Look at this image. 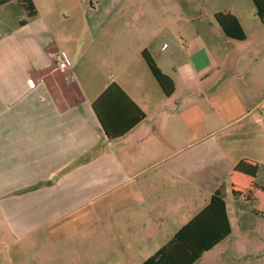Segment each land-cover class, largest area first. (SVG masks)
<instances>
[{
  "label": "crops",
  "instance_id": "1",
  "mask_svg": "<svg viewBox=\"0 0 264 264\" xmlns=\"http://www.w3.org/2000/svg\"><path fill=\"white\" fill-rule=\"evenodd\" d=\"M32 1L36 14L11 23L13 0L0 4V264H112L132 249L144 263L219 187L231 233L210 250L231 238L230 173L242 158L264 157L253 114L264 97L255 100L253 72L219 88L209 39L245 40L226 36L215 13L235 15L243 29L237 5L248 0ZM202 11L222 33H194L191 49L183 32ZM161 33L171 38L165 48ZM245 49L233 47L234 69ZM143 50L173 80L172 94L152 79ZM111 83L145 115L117 138L92 108Z\"/></svg>",
  "mask_w": 264,
  "mask_h": 264
},
{
  "label": "trees",
  "instance_id": "2",
  "mask_svg": "<svg viewBox=\"0 0 264 264\" xmlns=\"http://www.w3.org/2000/svg\"><path fill=\"white\" fill-rule=\"evenodd\" d=\"M12 0H0V4ZM258 18L264 21V0H252ZM25 11L26 18L36 14L32 0H16ZM215 18L223 33L238 40L245 38L244 31L235 15L217 12ZM152 75L166 95L174 91L173 80L156 64L147 50L141 52ZM131 107L137 115L127 121ZM92 108L108 138H117L126 133L144 118V112L127 96L116 83L109 84L92 103ZM259 163L250 158L240 159L230 173L231 191L234 196H243L256 202V211H264V185L257 183ZM231 233L226 212L223 187L216 189L206 206L183 225L164 245L145 259L144 264H193L201 255L213 248Z\"/></svg>",
  "mask_w": 264,
  "mask_h": 264
},
{
  "label": "rangeland",
  "instance_id": "3",
  "mask_svg": "<svg viewBox=\"0 0 264 264\" xmlns=\"http://www.w3.org/2000/svg\"><path fill=\"white\" fill-rule=\"evenodd\" d=\"M231 2L224 1L222 6H232ZM225 4V5H224ZM235 6V5H233ZM240 8L239 12L243 24V30L247 38L241 42H222V40L209 39L210 46L213 52L216 49V61L221 64V70L215 71V67L211 66L212 76L211 79L219 85V88L224 87L231 77L241 78L245 77L249 72H253L254 76L259 74L261 77L257 81V98L264 97V21H262L255 14L253 2L247 1V4L240 3L237 5ZM237 6H235L237 8ZM9 16V23L15 17L22 18L26 16L25 11L18 5L16 0L6 6ZM214 7L208 6L209 11ZM174 33H179L172 22H164ZM186 33V34H185ZM194 33H222L218 24L213 20L210 14L204 11L195 17V22L191 28H187L183 34L189 42V48L193 49V44L196 43ZM166 33H161L160 44L162 48L167 46L171 38L166 36ZM180 37H178L177 40ZM167 42V43H163ZM241 46L246 49L238 54L235 64L237 66L231 67L233 64L232 57L234 58L233 47ZM230 48L229 55L225 57L220 56V50ZM233 53V54H232ZM232 54V55H231ZM180 56V55H179ZM250 60H252L250 62ZM152 75V74H151ZM258 75V76H259ZM154 81L155 78L151 76ZM157 82V81H156ZM219 83V84H218ZM157 87V86H155ZM159 87V86H158ZM158 89V88H157ZM254 115H259L261 118L259 124L256 125L258 133L264 134V101L256 110L253 111ZM255 131V133H256ZM253 133L243 134L242 138L252 137ZM231 139H239V135L230 136ZM239 145V142H231ZM260 168L256 178L257 183L264 184V157H260ZM231 194V193H230ZM228 202L229 197H226ZM233 203L234 217L232 219L233 233L231 238L226 239L222 244L214 249L204 252L193 264H264V211H256V202L246 200L244 197H235ZM139 248V247H138ZM143 254L137 249H132L127 257H118L112 264H144Z\"/></svg>",
  "mask_w": 264,
  "mask_h": 264
},
{
  "label": "built area",
  "instance_id": "4",
  "mask_svg": "<svg viewBox=\"0 0 264 264\" xmlns=\"http://www.w3.org/2000/svg\"><path fill=\"white\" fill-rule=\"evenodd\" d=\"M56 64L63 73L67 74L69 72V66L67 60L63 55L58 56V58L56 59Z\"/></svg>",
  "mask_w": 264,
  "mask_h": 264
}]
</instances>
